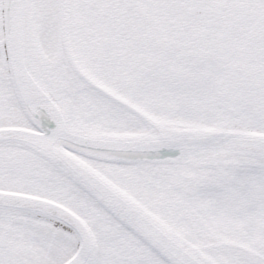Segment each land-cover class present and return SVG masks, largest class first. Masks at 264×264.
Returning a JSON list of instances; mask_svg holds the SVG:
<instances>
[{
  "label": "snow or ice",
  "instance_id": "snow-or-ice-1",
  "mask_svg": "<svg viewBox=\"0 0 264 264\" xmlns=\"http://www.w3.org/2000/svg\"><path fill=\"white\" fill-rule=\"evenodd\" d=\"M0 264H264V0H0Z\"/></svg>",
  "mask_w": 264,
  "mask_h": 264
}]
</instances>
